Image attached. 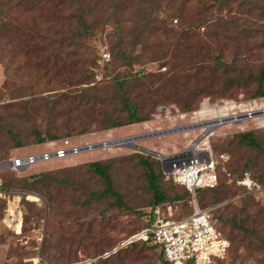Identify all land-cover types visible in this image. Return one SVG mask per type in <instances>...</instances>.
Wrapping results in <instances>:
<instances>
[{
	"label": "rangeland",
	"instance_id": "rangeland-1",
	"mask_svg": "<svg viewBox=\"0 0 264 264\" xmlns=\"http://www.w3.org/2000/svg\"><path fill=\"white\" fill-rule=\"evenodd\" d=\"M16 1L8 4L11 7H8L9 18L22 30L34 31L38 35L36 42L39 50L25 54L16 45V40L0 47V178L22 179L40 172H53L55 199L52 218L47 209V200L41 193L27 194L16 188L0 196V264H32V260L37 257L45 264H64L63 259L49 263L41 254L42 248L49 242L53 254H61L64 259L71 257L69 264H161L158 249L142 247L140 244L122 249L116 258L105 259V255L112 253L116 248L112 247L118 242L143 228L151 214L164 220L180 219L192 212L194 204L200 209L209 210L218 227H222L221 220L232 215L244 219L264 244V185H260L261 182L254 178L262 177L260 180H264V154L259 155L238 145L234 136L241 131L236 128H220L210 138L214 152L228 154L225 165L231 174L221 176L220 182L229 187L230 194L227 197L218 203L209 202L201 207L196 197L190 194L187 196L184 189L163 181L167 195L175 199L152 208L151 194L142 168L131 158L133 155L148 156L159 161L163 167L160 155L178 153L198 138L199 129H185L186 126H194L202 121L192 112L181 118L172 111L168 119L163 118V115L155 117L156 113L149 106L151 113L146 122L103 131L92 127L90 133L66 138L70 146L91 145L92 150L72 157L36 163L22 172H13L4 163L8 159L52 150L50 144H31L23 148H15L13 144V136L23 129L28 134L35 127L43 130L51 120H55L56 127L61 130L65 118L60 117L57 110L53 115H40L36 110L40 107V100H54L65 91L85 88L87 85L80 82L89 75L92 77L89 80L91 86L108 88L113 78L122 76L130 69L132 73L141 70L154 73L162 63L153 58L159 52L171 49L179 34L197 39L200 45L215 41V44L209 46V54L205 58L204 64L207 67L214 64L213 58L220 53L226 63H232L244 75H256L264 68L262 0H187L185 7H179L183 11L179 17H172L167 11L178 9L184 0H154V8L150 0H83L85 10L88 11L86 19L92 29L89 37L80 38L68 34L79 31L71 17L75 4L68 7L59 4L57 0H41L34 9L27 10L28 0H19L20 6L15 4ZM150 10L151 17L156 19L166 33L158 32L148 36L152 45L129 68L124 60L111 52L110 46L118 39L119 25L123 28L122 36L128 39L129 27L132 24L142 25ZM221 29L224 30L222 34ZM221 43H225V47L219 52L217 44ZM169 68L168 65L160 71H169ZM211 86L216 91L224 87L222 81H218L217 86ZM255 89L254 81L248 80L247 83L230 88L224 97L202 96L198 103L204 100L212 103L244 100ZM27 101L34 105L29 113L23 107ZM11 104L21 108L7 109V105ZM159 106L180 108L178 104L166 99H161L154 107ZM59 133L61 139H64L61 131ZM257 133L264 143V129L257 130ZM126 137L135 138L134 148L114 146L116 140ZM196 143L191 147H195ZM56 145L59 146L60 141ZM257 156L256 169L251 167L247 175L260 183L262 190L252 193L243 187L229 185L234 182L232 177ZM107 160L114 161L112 175L115 188L122 195L127 210L114 207L112 199L108 197L95 200L88 198L90 192L98 193L102 186L81 165ZM67 168L76 170L67 175V172L62 171ZM67 177L76 186L60 183ZM87 201H91L90 204L82 207ZM222 229L226 237L229 227L224 226ZM211 264H264V249L251 236L240 245L229 241L224 259Z\"/></svg>",
	"mask_w": 264,
	"mask_h": 264
},
{
	"label": "trees",
	"instance_id": "trees-1",
	"mask_svg": "<svg viewBox=\"0 0 264 264\" xmlns=\"http://www.w3.org/2000/svg\"><path fill=\"white\" fill-rule=\"evenodd\" d=\"M3 1V0H0ZM13 0H4L0 2V47L10 45L16 40V45L21 48L25 54L32 51L39 50L38 42L39 37L34 31H24L22 28L9 18L8 7L11 9L10 4ZM41 0H28L26 1V9L32 10L36 4L40 3ZM59 4L74 8L71 13V17L75 20L78 32L68 33L69 36L76 37H89L91 35V25L87 21V10L83 0H57ZM264 2V0H262ZM21 1H16V5L20 6ZM153 8L155 6L154 0H150ZM187 0L180 3L178 9L172 8L169 15L181 16L183 11L181 6L187 5ZM182 4V5H181ZM184 4V5H183ZM117 6V5H116ZM264 9V8H263ZM181 10V11H180ZM151 10L145 15V22L142 25L132 24L128 33L129 38L122 36V26H118L119 35L118 39L111 44L110 50L113 54H116L124 60L127 67L132 68V63L139 60L143 53L150 48L151 39L148 36L157 34L158 32L166 33L160 25L157 24L156 19L151 17ZM4 16L6 19H4ZM222 28V26L220 27ZM171 32V29H170ZM221 34L224 32L220 30ZM213 34V33H212ZM226 33L223 34V36ZM126 41V42H125ZM215 41L212 40L211 44ZM211 44L200 45L197 39H190L188 35L179 34V38L174 41L173 47L166 50L164 53L159 52L154 61L161 62L159 69L154 73H147L143 70L132 73L127 71L120 77L112 79L110 87H97L90 85L89 80L92 78L87 77L80 82V84H86L85 88L78 91H65L60 93L54 100L42 99L39 101L40 107L36 110L39 111L40 115L49 114L53 115L57 110V114L60 117H64L65 121L61 124V133L64 139H61L60 131L56 127V121H48L43 130L34 128L29 134L27 130H22L13 136V144L15 148H23L27 145L36 144L42 145L49 142H59L60 145L66 138H70L73 135H83L90 133L92 127L98 131L120 129L128 127L134 124L146 122L149 120L151 111L155 113V104L161 99L174 102L180 106L176 108L180 113L188 114L198 110L200 104L199 98L202 96H215L224 97L226 92L234 87L235 85L240 86L242 83H247L248 80L254 81L256 89L251 93L248 99L264 97V68L252 76L251 74L244 75L241 69L234 66L232 63H226L220 53L213 58L214 64L211 67H207L204 63L205 58L209 54V46ZM220 47V51L224 50L225 43L217 44ZM128 46V49L126 48ZM125 47V49H124ZM169 65V71H160L165 66ZM218 81H222L224 87L218 91L214 89L213 85H218ZM244 99V100H248ZM152 101V102H151ZM151 102V103H150ZM198 103V105H197ZM212 103V102H211ZM33 104L30 101L24 103V111L27 113L33 108ZM163 107V106H159ZM16 108L20 109V106L16 104L7 105V109ZM29 113V112H28ZM74 115V116H72ZM2 121L0 120V126ZM10 132V131H9ZM32 137V138H31ZM28 138L31 140L28 141ZM237 140V144L244 146L250 150L255 151L257 154H264V143L262 138L257 133V130H249L238 133L234 136ZM59 145V146H60ZM211 145V143H210ZM212 152L215 156L220 154H226L225 152L216 153L211 146ZM228 156V154H226ZM260 157V156H259ZM131 160H134L143 171L144 179L146 182L147 189L151 194V206L155 208L163 203L174 200L175 197L167 195L165 191V183L173 186L180 187L186 191V195L189 196V192L180 185H174L172 181L166 180L161 163L148 156L133 155ZM258 156L255 157L250 163L246 164L245 168L238 174L237 178H242L244 174H248L247 171L254 167L256 169ZM113 160L107 161H96L81 165L86 169V172L96 177L102 186V190L98 193H89L88 198L95 200L96 198H111L112 205L117 209L127 210V206L124 203L122 195L115 188V181L112 175ZM226 164V163H225ZM224 164L225 172H222L221 165L217 167V185L213 189H199L195 192L199 205L201 207L206 206L209 202L218 203L222 198L227 197L230 194L229 187L221 182V176H229ZM79 168V167H78ZM76 169H63V172H67V175L75 172ZM261 182L260 185H264L262 177H255ZM2 185L0 187V196L11 189H18L20 192L27 194L41 193L47 200V209L49 214L53 218V180L55 179L53 172H40L31 176L16 179V178H0ZM164 181V182H163ZM61 184L75 185L70 179L63 178L60 181ZM229 185L241 188L236 183L231 182ZM76 186V185H75ZM191 195V194H190ZM91 201L84 202L82 207H86ZM190 214V213H189ZM188 215V214H187ZM37 217V215H35ZM156 216L150 215L149 221L144 225L143 228L127 236L139 233L145 228H149L155 221ZM26 220V219H24ZM211 221L216 230L224 235L222 227H229V231L226 234V239L237 245L244 244L247 239L251 236L261 245L264 249L262 240L257 236L255 230L246 225L244 219H240L236 215L229 216L227 219L221 220V226H217L211 215ZM52 237V235H50ZM123 239L122 241H124ZM118 242L116 246L112 247L116 250L110 253L105 259L116 258L122 249L134 246L136 244L145 246H152L159 251V261L161 264H168L162 256V252L156 246L148 242L137 241L129 245L119 247ZM249 242V241H248ZM53 247L51 243L45 245L42 248L41 254L45 256L49 263L58 262L57 260L63 259L64 264L70 263L71 257L68 256L66 259L61 254L51 252ZM117 262V261H115ZM190 264V263H187Z\"/></svg>",
	"mask_w": 264,
	"mask_h": 264
},
{
	"label": "built area",
	"instance_id": "built-area-1",
	"mask_svg": "<svg viewBox=\"0 0 264 264\" xmlns=\"http://www.w3.org/2000/svg\"><path fill=\"white\" fill-rule=\"evenodd\" d=\"M172 111L181 118L187 115L180 113L174 106H167L156 107L155 117L163 115V118L170 119ZM192 114L202 121L194 126H186L185 129L188 131L199 129L198 138L178 153L160 156L165 179L172 181L174 185L183 186L192 197H195L197 190L213 189L217 185V167L220 164L222 172H225L224 164L228 161L226 154L218 156L213 154L210 138L220 128H236L241 132L264 129V97L220 100L215 103L204 100ZM134 139L132 137L118 139L114 146L134 148ZM130 140L131 142H128ZM193 143H196L195 147H191ZM47 144H50L52 150L8 159L4 163L11 171L22 172L36 163L72 157L93 149L91 145L70 146L68 140H64L60 146L55 142ZM232 179L237 186L249 192L257 193L262 190V187L247 174L242 178L234 175ZM1 185L0 179V187ZM149 240L160 249L163 259L168 264H211L223 260L229 249V241L214 227L210 211L200 209L196 204L193 205L192 212L183 218L164 220L157 217L149 228L125 239L119 247ZM115 250L116 248L112 253ZM32 264L45 263L37 257L32 260Z\"/></svg>",
	"mask_w": 264,
	"mask_h": 264
},
{
	"label": "water",
	"instance_id": "water-1",
	"mask_svg": "<svg viewBox=\"0 0 264 264\" xmlns=\"http://www.w3.org/2000/svg\"><path fill=\"white\" fill-rule=\"evenodd\" d=\"M141 153H144V152H142V151H140ZM152 155H154V153H151ZM155 156V155H154ZM156 156H158V155H156Z\"/></svg>",
	"mask_w": 264,
	"mask_h": 264
}]
</instances>
